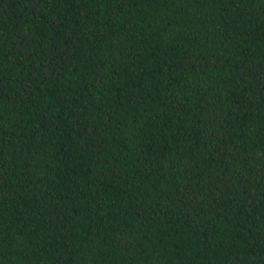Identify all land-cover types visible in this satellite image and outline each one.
Instances as JSON below:
<instances>
[{
  "label": "trees",
  "instance_id": "obj_1",
  "mask_svg": "<svg viewBox=\"0 0 264 264\" xmlns=\"http://www.w3.org/2000/svg\"><path fill=\"white\" fill-rule=\"evenodd\" d=\"M0 264H264V0H0Z\"/></svg>",
  "mask_w": 264,
  "mask_h": 264
}]
</instances>
